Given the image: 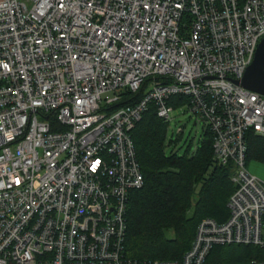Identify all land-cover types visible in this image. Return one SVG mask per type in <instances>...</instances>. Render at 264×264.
<instances>
[{
    "label": "built area",
    "instance_id": "built-area-1",
    "mask_svg": "<svg viewBox=\"0 0 264 264\" xmlns=\"http://www.w3.org/2000/svg\"><path fill=\"white\" fill-rule=\"evenodd\" d=\"M262 37L264 0H0V264H204L214 245L264 247L245 140L264 137V95L232 81ZM171 96L235 189L180 260L135 259L126 214L144 180L130 132L150 104L169 124Z\"/></svg>",
    "mask_w": 264,
    "mask_h": 264
},
{
    "label": "trees",
    "instance_id": "trees-1",
    "mask_svg": "<svg viewBox=\"0 0 264 264\" xmlns=\"http://www.w3.org/2000/svg\"><path fill=\"white\" fill-rule=\"evenodd\" d=\"M142 95L143 87L123 94L115 105L133 104ZM186 101L183 96L169 98L172 105ZM167 130L168 123L150 104L130 132L144 180L141 188L129 192L125 253L131 258L180 260L201 219L223 222L228 216L226 202L235 187L230 166L213 161L209 130L204 126L196 145L192 148L189 142L181 153L166 151L179 138H168ZM245 140L246 164L248 160L264 163V137L248 131ZM263 256L264 247L216 245L204 264H251Z\"/></svg>",
    "mask_w": 264,
    "mask_h": 264
},
{
    "label": "rangeland",
    "instance_id": "rangeland-1",
    "mask_svg": "<svg viewBox=\"0 0 264 264\" xmlns=\"http://www.w3.org/2000/svg\"><path fill=\"white\" fill-rule=\"evenodd\" d=\"M194 120V116L190 114L185 107H182L181 103L173 105L171 120L168 124L167 137L172 138L173 140L177 136H179V138L176 142L168 146L166 151L173 149L178 153H181L189 142H191L192 148L196 145L198 140L202 137L204 125L202 122L194 124ZM179 127L181 128V132L178 134L176 131ZM247 164L248 171L264 182V163L255 160H248Z\"/></svg>",
    "mask_w": 264,
    "mask_h": 264
},
{
    "label": "water",
    "instance_id": "water-1",
    "mask_svg": "<svg viewBox=\"0 0 264 264\" xmlns=\"http://www.w3.org/2000/svg\"><path fill=\"white\" fill-rule=\"evenodd\" d=\"M232 81L246 89L264 95V37L258 42L253 59L242 77L232 79Z\"/></svg>",
    "mask_w": 264,
    "mask_h": 264
},
{
    "label": "bare ground",
    "instance_id": "bare-ground-1",
    "mask_svg": "<svg viewBox=\"0 0 264 264\" xmlns=\"http://www.w3.org/2000/svg\"><path fill=\"white\" fill-rule=\"evenodd\" d=\"M149 106H150V105H149ZM161 120H162V119H161ZM249 133H250V132H249ZM247 165H248V164H247ZM223 245H230V244H223ZM214 246H216V245H214ZM214 246H213V247H214ZM213 247H212V248H213Z\"/></svg>",
    "mask_w": 264,
    "mask_h": 264
}]
</instances>
